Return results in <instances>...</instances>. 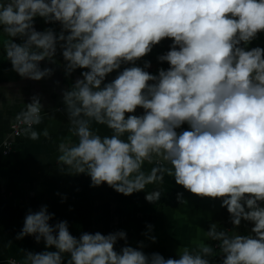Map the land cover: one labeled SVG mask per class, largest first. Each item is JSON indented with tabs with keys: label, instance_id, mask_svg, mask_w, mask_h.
<instances>
[{
	"label": "clouds",
	"instance_id": "obj_1",
	"mask_svg": "<svg viewBox=\"0 0 264 264\" xmlns=\"http://www.w3.org/2000/svg\"><path fill=\"white\" fill-rule=\"evenodd\" d=\"M37 17L59 22L61 30L37 31ZM0 26L9 37L6 56L21 77L50 75L39 62L51 60L58 43L69 73L86 69L64 93L77 142L59 145L60 162L87 173L91 186L107 183L124 195L167 172L196 196L220 198L234 228L252 224L248 234L209 227L222 264H264V47H248L264 32V0H6ZM165 38L171 48L158 59L168 62L166 70L153 75L145 70L149 61L136 66ZM20 116L28 138L38 140L32 128L43 119L39 102ZM93 122L111 135L95 133ZM184 124L189 130L178 132ZM42 134L49 137L47 129ZM154 159L171 167L146 173L145 162ZM160 195L155 189L145 198ZM177 199L186 203L181 193ZM53 216L45 206L24 218L16 239L33 236L44 250L26 251L23 264H210V245L165 259L146 254L143 241L130 246L123 231L76 237L67 221L51 224ZM152 227L144 235L154 243ZM118 239L125 241L119 251Z\"/></svg>",
	"mask_w": 264,
	"mask_h": 264
},
{
	"label": "crops",
	"instance_id": "obj_2",
	"mask_svg": "<svg viewBox=\"0 0 264 264\" xmlns=\"http://www.w3.org/2000/svg\"><path fill=\"white\" fill-rule=\"evenodd\" d=\"M8 40L0 29V142L9 136V123L18 118L28 104L38 101L43 119L32 128L41 133L38 140L29 139L24 130L22 136L14 140L8 154L3 155L0 150V264L8 257L23 262L26 251L44 250L43 241L36 243L33 236L23 239L16 236L26 215L45 206L49 213H54L50 223L67 221L69 231L76 237L83 232L99 231L107 235L123 231L130 246L139 247L143 241L146 254L158 252L165 259H178L185 248L193 251L198 250L200 244L210 245L213 252L205 258L211 264H220L222 255L206 235L207 221L222 208L220 198L196 196L176 184L167 172L162 181L124 195L107 183L91 186L87 173L70 171L69 166L58 160L61 143L77 142L70 131L64 93L72 89L77 79H82L81 72L86 69L77 68L69 73L68 62L58 43L53 58L39 62L40 70H52L50 75L39 80L21 77L13 70L4 51ZM117 74L118 70H114L106 80L114 79ZM135 114H143V109L137 108ZM91 127L101 136L111 135L104 125L93 122ZM44 129L49 132L47 138L42 134ZM182 130H189V126L184 124L177 129ZM157 165L171 167L154 159L152 163L145 162L143 168L147 173ZM155 189H159L160 198L149 202L145 197ZM178 193L186 203L178 201ZM148 225L153 226L150 235L156 237L154 243L144 235ZM251 227V222L242 221L237 228L231 223L226 225L225 230L229 235L248 234ZM124 244L123 239H118L115 247L119 251Z\"/></svg>",
	"mask_w": 264,
	"mask_h": 264
},
{
	"label": "trees",
	"instance_id": "obj_3",
	"mask_svg": "<svg viewBox=\"0 0 264 264\" xmlns=\"http://www.w3.org/2000/svg\"><path fill=\"white\" fill-rule=\"evenodd\" d=\"M3 2H6V0H0V3H3ZM35 27H36L37 31H44L46 28H51L57 34L61 30V25L59 24V22L46 24L44 22L43 18H39V17H37L35 19ZM0 29L3 30L2 26H0ZM4 34L7 35L6 33H4ZM17 42H19V41L17 40ZM171 44H172L171 38H165L159 44L155 45L150 53H148L146 56H144V57L140 58L138 61H136V66L143 67L145 61H149L150 67L146 68L145 70L149 71L153 75L158 74V70L161 68L166 70L169 67L168 62L167 61H160L158 59V57L165 55L170 50ZM256 46L264 47V32L259 33L257 38H255L248 45L249 48L256 47ZM156 66H159V69H156L155 68ZM230 223L231 222L229 219V213L227 212L226 208L222 207L218 213H216L214 216H212V218H210V220L207 221L206 228L208 231L209 227L212 224H215L218 231L227 232L225 230V228H226V225H228ZM209 242L211 245L216 246L217 252L222 255V253L220 252V250L217 246V242L211 241L210 238H209ZM222 258H223V255H222Z\"/></svg>",
	"mask_w": 264,
	"mask_h": 264
},
{
	"label": "built area",
	"instance_id": "obj_4",
	"mask_svg": "<svg viewBox=\"0 0 264 264\" xmlns=\"http://www.w3.org/2000/svg\"><path fill=\"white\" fill-rule=\"evenodd\" d=\"M26 128L27 126L23 123V117L16 118L9 123V136L0 142V150L3 155L8 154L13 149L14 140L20 138ZM3 264H23V262L17 258L8 257Z\"/></svg>",
	"mask_w": 264,
	"mask_h": 264
}]
</instances>
